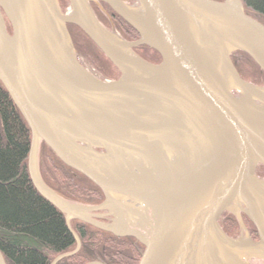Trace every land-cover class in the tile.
Returning a JSON list of instances; mask_svg holds the SVG:
<instances>
[{"label":"water","instance_id":"1","mask_svg":"<svg viewBox=\"0 0 264 264\" xmlns=\"http://www.w3.org/2000/svg\"><path fill=\"white\" fill-rule=\"evenodd\" d=\"M68 2L71 19L57 0H0V83L30 131L28 175L76 241L51 264L80 249L71 220L136 239L137 264L264 260V181L255 174L264 167V87L243 80L231 61L245 53L264 73V25L240 0H138L148 23L123 0ZM92 2L139 35L123 41L131 52L146 45L160 63L119 53ZM67 24L118 69V80H100L80 64ZM42 143L98 187L103 202L72 203L48 188L38 167ZM234 205L245 208L256 242L219 227Z\"/></svg>","mask_w":264,"mask_h":264},{"label":"trees","instance_id":"2","mask_svg":"<svg viewBox=\"0 0 264 264\" xmlns=\"http://www.w3.org/2000/svg\"><path fill=\"white\" fill-rule=\"evenodd\" d=\"M240 1L245 14L264 25V0ZM57 2L61 11L69 6L68 0ZM100 5L113 17L111 23L120 37L130 41L139 36L107 5ZM94 8L98 9L93 5ZM5 23L8 25L7 32L11 34L6 19ZM67 30L75 54L81 55L93 67L98 79H119L117 68L80 28L68 25ZM133 50L148 63L158 64L161 61L159 54L150 47L138 46ZM231 61L243 80L264 87V73L248 55L234 52ZM30 140L26 122L0 83V252L5 264H51L56 257L71 253L76 248L65 215L43 198L30 181L26 167ZM38 163L45 185L64 199L88 206L103 201V194L98 187L65 166L43 143L40 145ZM255 174L263 180L264 167L258 166ZM246 220L253 229L251 233L257 234L254 225ZM218 225L230 236L228 231L233 230L236 219L225 212ZM70 226L80 240V249L57 264H137L143 247L136 239L115 237L77 220H71Z\"/></svg>","mask_w":264,"mask_h":264},{"label":"rangeland","instance_id":"3","mask_svg":"<svg viewBox=\"0 0 264 264\" xmlns=\"http://www.w3.org/2000/svg\"><path fill=\"white\" fill-rule=\"evenodd\" d=\"M129 7H131L132 9H136L137 7L140 6L138 0H123ZM215 1H223V0H215ZM97 6L98 9L94 8L93 9V5ZM90 6L97 18V20L99 21V23L109 32H111V34L116 35L120 40L128 42V43H135L137 41L140 40V37L138 36L137 38H135L134 40H126L122 37H120V35L118 34V32L116 31V29L114 28V26L112 25L111 21H114L110 16V13L101 5H96L95 3H90ZM61 11V10H60ZM68 11H70V7L68 6L64 11H61L62 14L64 15H68ZM8 23V22H7ZM68 25L71 24H67L66 28L68 29ZM7 26V25H6ZM68 31V30H67ZM142 46H146V45H142ZM138 47V46H137ZM148 47V46H147ZM135 48V47H134ZM134 48H132V52L139 57L135 52H134ZM76 57L79 59V62L82 63L95 77L99 78L97 73L94 71L93 67L87 63V61H85V59L79 55L76 54ZM140 58V57H139ZM159 64V63H158ZM118 70V69H117ZM120 78V77H119ZM39 164V163H38ZM264 181V178H263ZM103 201H101L100 203H102ZM99 203V204H100ZM77 204V203H76ZM98 204V205H99ZM82 205V204H80ZM88 206V205H85ZM97 206V205H95ZM245 210V208L243 206L240 205H234L232 207V213H230L232 216H234V218L236 219V225L234 226L233 230L228 231L230 233L231 238L233 239H238V240H243V239H250L253 242L257 241V234L255 233H251L253 231L251 225L249 224V222L246 220V218L248 219V217L243 213V211ZM239 212L240 216H241V223L240 221L237 219L236 213ZM244 216H246V218H244ZM249 220V219H248ZM250 221V220H249ZM251 222V221H250ZM71 227V226H70ZM256 239V240H255ZM251 264H264V260H251L250 261Z\"/></svg>","mask_w":264,"mask_h":264},{"label":"bare ground","instance_id":"4","mask_svg":"<svg viewBox=\"0 0 264 264\" xmlns=\"http://www.w3.org/2000/svg\"><path fill=\"white\" fill-rule=\"evenodd\" d=\"M134 13H135V15L142 21V22H144V23H148V21H147V17H146V13H145V11H144V9L141 7V6H139V7H137L136 9H134ZM67 17H69L70 19L71 18H73L74 16H73V14H72V11H68V16ZM53 21V20H52ZM111 38H112V40L117 44V46L115 47V49L119 52V53H121V54H123V55H125V56H127V57H129L130 59H134V60H136L135 59V56L132 54V52L130 51V49H129V47H128V45L126 44V43H124L123 41H121L116 35H114V34H111ZM133 72L132 71H130V70H127L126 71V77H130V75L132 74ZM127 202H129L131 205H135V211L137 212V211H139V206L136 204V203H134V202H132L131 200H126ZM141 209V208H140Z\"/></svg>","mask_w":264,"mask_h":264},{"label":"flooded vegetation","instance_id":"5","mask_svg":"<svg viewBox=\"0 0 264 264\" xmlns=\"http://www.w3.org/2000/svg\"><path fill=\"white\" fill-rule=\"evenodd\" d=\"M7 26H8V25H7ZM77 59H78V58H77ZM78 60H79V59H78ZM256 233H257V232H256ZM250 261H251V260L248 261L249 264H251Z\"/></svg>","mask_w":264,"mask_h":264}]
</instances>
